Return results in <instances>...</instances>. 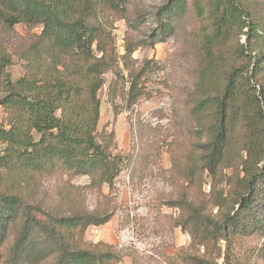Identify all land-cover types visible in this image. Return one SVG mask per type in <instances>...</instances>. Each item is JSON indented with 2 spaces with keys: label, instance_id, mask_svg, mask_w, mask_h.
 Returning <instances> with one entry per match:
<instances>
[{
  "label": "trees",
  "instance_id": "obj_1",
  "mask_svg": "<svg viewBox=\"0 0 264 264\" xmlns=\"http://www.w3.org/2000/svg\"><path fill=\"white\" fill-rule=\"evenodd\" d=\"M126 1L0 0V108L5 113L0 123V264H118L131 256L104 243H84L87 229L108 223L112 210L81 209L69 193L62 196L63 211L42 206L31 187L41 177L59 176L72 189L74 178L86 176L95 192L114 189L122 158L114 153V133L98 132V92L107 73L125 82L117 71L121 62L130 78L121 95L128 105L141 95L140 76L132 68L137 45H127L119 56L111 34L110 16L125 12ZM263 4L166 0L145 34L151 46L163 43L193 10L201 42L190 113L206 140L200 154H188L181 173L193 182L207 172L215 181L224 179L220 170H234L226 179V195L211 190L219 216L208 215L201 203L178 205L186 215L175 226L190 237L189 253L180 256L183 264H251L233 248L236 239L259 227L255 212L264 209V17L258 15ZM17 25L25 28V38L15 33ZM37 27L40 33H32ZM13 40L25 71L16 82L6 71L12 55L5 45ZM116 93L111 84L108 98ZM200 248L212 255L198 257Z\"/></svg>",
  "mask_w": 264,
  "mask_h": 264
},
{
  "label": "rangeland",
  "instance_id": "obj_2",
  "mask_svg": "<svg viewBox=\"0 0 264 264\" xmlns=\"http://www.w3.org/2000/svg\"><path fill=\"white\" fill-rule=\"evenodd\" d=\"M165 1L127 0L125 12L110 16L117 54L124 55L129 44L137 45L132 54V68L140 76L136 87L141 94L131 105L126 96L121 95V90L126 92L130 85L128 70L121 62H118L117 71L124 83L112 73L103 76L104 86L98 92V132L105 129L114 133V153L122 158L114 189L108 191L102 187L100 193L95 192L89 188L86 176L74 178L70 183L74 186L72 189L66 185V177L59 176L41 177L31 185L33 193H30L42 206L63 211L62 196L69 193L81 209L94 211L106 207L112 210L113 216L108 223L87 229L84 243H104L131 255L123 257L118 264H131L132 259L136 264H183L180 256L189 253L190 237L175 226V220L186 215L178 205L201 203L206 206L208 215L219 216V209L212 205V187L226 195L230 190L226 179L234 172L231 168L220 170L224 179L215 181L204 172L193 182L181 173L188 154H200L202 148L199 147L206 140L196 130L198 123L190 113L201 33L199 21L191 9L174 35L151 46L145 34L153 28L151 18ZM259 10L258 15L264 17V4ZM40 31L37 27L32 33ZM15 33L26 37L22 25L15 26ZM239 40L242 43L244 38ZM5 47L12 55V64L6 71L11 81L16 82L25 74L24 63L14 55L15 40ZM244 78L245 75L242 80ZM111 84H115L117 92L113 100L107 95ZM243 85L248 92V84ZM256 90L259 92L260 88ZM4 118L5 113L0 108V123ZM37 138L34 135V139ZM255 215L260 221L259 227L236 239L233 250L241 259L251 260V264H264V209L256 210ZM221 248L223 253L224 243ZM195 253L205 259L212 255L203 248Z\"/></svg>",
  "mask_w": 264,
  "mask_h": 264
}]
</instances>
